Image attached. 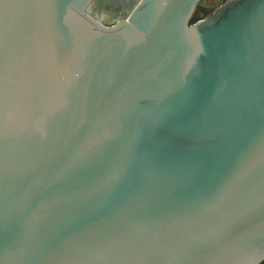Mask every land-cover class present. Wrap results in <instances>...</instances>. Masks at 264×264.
Instances as JSON below:
<instances>
[{"label":"water","instance_id":"1","mask_svg":"<svg viewBox=\"0 0 264 264\" xmlns=\"http://www.w3.org/2000/svg\"><path fill=\"white\" fill-rule=\"evenodd\" d=\"M97 1L0 0V264L264 260V0Z\"/></svg>","mask_w":264,"mask_h":264},{"label":"rangeland","instance_id":"2","mask_svg":"<svg viewBox=\"0 0 264 264\" xmlns=\"http://www.w3.org/2000/svg\"><path fill=\"white\" fill-rule=\"evenodd\" d=\"M224 0H200L197 4L193 20L205 16ZM125 1L123 0H98L91 11L103 20L106 24H111L119 18L124 17Z\"/></svg>","mask_w":264,"mask_h":264},{"label":"flooded vegetation","instance_id":"3","mask_svg":"<svg viewBox=\"0 0 264 264\" xmlns=\"http://www.w3.org/2000/svg\"><path fill=\"white\" fill-rule=\"evenodd\" d=\"M256 264H264V260H261V261H259V262L256 263Z\"/></svg>","mask_w":264,"mask_h":264},{"label":"bare ground","instance_id":"4","mask_svg":"<svg viewBox=\"0 0 264 264\" xmlns=\"http://www.w3.org/2000/svg\"><path fill=\"white\" fill-rule=\"evenodd\" d=\"M123 1H125V0H123Z\"/></svg>","mask_w":264,"mask_h":264}]
</instances>
